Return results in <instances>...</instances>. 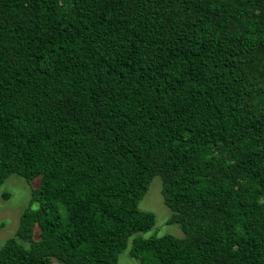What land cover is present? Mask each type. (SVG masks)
Listing matches in <instances>:
<instances>
[{
  "label": "trees",
  "instance_id": "1",
  "mask_svg": "<svg viewBox=\"0 0 264 264\" xmlns=\"http://www.w3.org/2000/svg\"><path fill=\"white\" fill-rule=\"evenodd\" d=\"M13 174L0 264H264V0H0ZM155 177L182 239L139 235Z\"/></svg>",
  "mask_w": 264,
  "mask_h": 264
},
{
  "label": "rangeland",
  "instance_id": "2",
  "mask_svg": "<svg viewBox=\"0 0 264 264\" xmlns=\"http://www.w3.org/2000/svg\"><path fill=\"white\" fill-rule=\"evenodd\" d=\"M38 186L39 179L28 183L24 178L16 174L8 177L0 186V249L17 233L21 215L30 204L32 189ZM161 189L162 181L160 177H155L140 202L139 208L142 211L154 213L156 223L150 230L139 235L144 238L172 235L182 239L184 238V233L180 225L168 222L172 212L164 204ZM5 195H8V197H5ZM131 242L132 239L130 244ZM129 249L120 255L119 264H140L139 261L130 257ZM51 264L61 263L53 259Z\"/></svg>",
  "mask_w": 264,
  "mask_h": 264
}]
</instances>
